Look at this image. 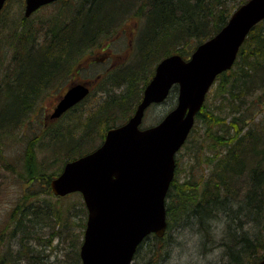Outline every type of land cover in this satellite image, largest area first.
<instances>
[{"label": "trees", "instance_id": "obj_1", "mask_svg": "<svg viewBox=\"0 0 264 264\" xmlns=\"http://www.w3.org/2000/svg\"><path fill=\"white\" fill-rule=\"evenodd\" d=\"M18 1L22 6V1ZM246 1L79 0L80 6L75 8L67 24L62 13L59 25L42 31L41 44H36V33L30 29L6 27L12 22L6 5L0 14V42L1 33L9 29V39L17 40L18 45L7 66L3 54L0 55V152L8 149L11 138L1 134L29 118L40 98L73 72L91 67L89 63L106 62L108 48L120 31L124 32L128 17L139 22L134 31L130 29L135 55L128 54L126 61L119 65L117 63L123 59L114 55L112 60L118 59L109 71L95 75L100 85L114 89L109 92L111 96L98 104L96 112L85 116L84 111L77 112V108L85 106L87 96L85 101L63 114L70 118L66 126L59 125L57 119L43 130L45 134L42 132L47 137L46 141L39 139L45 142L44 150L50 151L55 159L64 160L63 165L98 147L100 143L93 138L98 135L97 129L103 140L109 128L130 118L162 58L174 53L188 58L198 44L221 30L231 13ZM59 2L64 7L68 1ZM27 19L19 18L24 26ZM247 36L234 65L218 75L196 115L187 142L177 154L175 178L165 200V235L162 238L153 234L147 236L137 247L132 264H163L173 234L182 231L196 239L201 253L222 246V264H256L264 257V20ZM33 40L34 43H30ZM99 49H103V56L82 64ZM74 83L77 82L71 85ZM174 93L176 87L170 95ZM34 143V139L28 143L25 170H22L29 192L22 198V204L15 207V210L26 209V216L31 218L13 225L9 233L10 245L17 240L27 242L20 252H12L10 247L7 252L4 249L0 264H51L48 253L45 255L39 249L51 250L48 242L53 236L69 243L66 260L58 264H81L79 248L87 214L83 200L80 194L53 196L49 184L63 165L48 174L45 164L36 162ZM2 158L9 163L3 153ZM9 167L10 164L6 168ZM38 183L47 198L55 200L39 199L38 190L33 188ZM44 183L46 186H42ZM61 202L67 205L60 208L58 203ZM34 215L36 219L32 218ZM213 222L222 229L218 244L213 239ZM74 227L79 228L77 239L71 231Z\"/></svg>", "mask_w": 264, "mask_h": 264}, {"label": "water", "instance_id": "obj_2", "mask_svg": "<svg viewBox=\"0 0 264 264\" xmlns=\"http://www.w3.org/2000/svg\"><path fill=\"white\" fill-rule=\"evenodd\" d=\"M6 0H0V11ZM24 17L58 0H24ZM264 20V0H248L232 12L225 27L199 44L188 60L163 58L129 120L109 128L92 152L65 163L50 182L54 196L80 193L87 211L81 264H131L150 234L166 233V194L175 176V157L193 129L197 113L219 74L229 71L250 30ZM75 84L50 118H58L89 93ZM177 86L175 108L152 127L140 129L147 108L160 104ZM256 264H264V257Z\"/></svg>", "mask_w": 264, "mask_h": 264}, {"label": "rangeland", "instance_id": "obj_3", "mask_svg": "<svg viewBox=\"0 0 264 264\" xmlns=\"http://www.w3.org/2000/svg\"><path fill=\"white\" fill-rule=\"evenodd\" d=\"M22 1V6H19V1L18 0H10L9 3L7 4V11L6 13L9 14V19L12 20L7 28L10 26H13V29L18 28L20 26H23L26 29H31L33 26H42V27H37L35 30L41 31L39 33L37 31V43L41 44L43 39H44V33L42 32L44 29L48 30L49 26L55 27L58 25L59 18L60 16H63L62 13L65 15L63 17V21H65V24H67L72 16L74 14L75 8H78L80 6L79 0H70L68 1L65 6L63 7V4L61 2L58 3H52L49 4L45 7L40 8L39 10L36 11L35 14H33L31 17H29L26 21V25H22L21 20L19 18L23 17V9H24V1ZM20 15L19 18H17V15ZM128 21H126L127 27H125L123 30L124 32L119 33L118 38H115L112 40V45L108 48V57L111 58H106V62L97 61L95 64L89 63L88 65H91V67H87L84 70H80L79 72L76 73L73 72L72 75H69V77H66L61 84H56L51 89V91L46 94L44 97L40 98V102H37L33 114L29 116V118H24L21 122L19 121L18 125L14 127V131L12 133H15L14 136H11L9 139V143L6 146L8 151L5 148V151H3V155L5 158L8 159L9 163L5 161L4 158H2V153L0 152V256L5 252L8 251V248H5L6 245L9 244V233L13 229V225H9L10 220H11V215L12 211L15 209V207L19 204L21 205V200L22 198H25V195L28 194V188L25 183V181L22 179L24 176V173L22 170H25L23 168L24 165V154L25 150L28 147V143L34 139V145L36 146V151H37V164H45V167L47 169L48 174L53 173L54 170L57 168L62 167L64 160H57L55 159L53 154L50 151L44 150V143L43 140L39 141V139H45L47 140L46 136H43L45 132L43 130L47 129V126L49 123H55L54 120L49 119V116L52 114L54 107L59 101V98L62 96V94L68 89V87L73 83H84V81H87L90 83L91 86V92L86 98L85 101V106L77 108V112L84 111L82 114L85 116L89 115L90 113L96 112L98 109V104L103 102L104 100L108 99L109 92L112 93L114 89L112 88H106V86L100 85L98 83V77L95 75H99L100 73L109 71L110 67H112V64L116 62L118 59L112 60L116 55H120L123 59V61L120 60L117 65L120 63H123L126 61V58L129 54V56L132 54L135 55L136 52L132 50L134 47V36L130 35V31H134L139 25V22L136 19H130V17L127 18ZM131 20V21H130ZM140 20V19H139ZM68 21V22H67ZM131 29V30H130ZM10 30H6L4 33H1L3 40L0 42V55L3 54L4 58V63L7 66L8 64V59H10V55L14 53L17 40H12L9 39L8 33ZM129 33V34H127ZM1 38V39H2ZM29 43V42H27ZM103 49H99L94 55V57L90 58H85L83 60V65H85L88 62H91L95 57H101L105 53L102 51ZM115 55V56H114ZM133 55V56H134ZM128 56V57H129ZM132 56V58H134ZM119 58V59H120ZM3 67L4 71L7 70V67ZM119 67V66H118ZM13 68V67H11ZM10 70V69H9ZM7 72V71H6ZM1 78V74H0ZM151 79V78H150ZM61 88V89H60ZM115 93V92H114ZM177 95L174 93V95H170V97L163 102V104L160 105H152L150 109H148L145 114H144V121L142 124V127H149L153 126V124H156L159 122L164 114L171 110L172 108L175 107ZM65 116V115H64ZM62 117L61 119L59 118V125H67L69 122V117ZM50 121V122H49ZM44 134H43V133ZM98 135H94L93 138L96 140V143H100L102 138V134L99 129H97ZM101 135V136H100ZM8 136V135H7ZM6 137V135H5ZM36 137V138H34ZM61 153V152H59ZM58 153V154H59ZM56 155V153H55ZM63 158V156H61ZM9 169L6 167L9 166ZM55 178V177H54ZM38 183L36 186H33L34 189L38 190L37 193H39V199L42 201H48L52 202L55 200L52 197H48L43 193L42 189L38 188ZM42 186H46V184H42ZM32 188V190H33ZM51 200V201H50ZM74 202V201H72ZM67 202H61L58 203V206L62 208V206L67 205ZM75 217V216H74ZM75 220H78V218L75 217ZM78 225V224H77ZM212 227H214L213 232L215 234H220V239L216 242L215 244H218L221 239L222 235L221 232L222 229L219 226L218 223L213 222ZM220 230V231H219ZM47 230L46 232H48ZM75 235L76 239L78 238V233H79V228L74 227L73 230H71ZM45 232V234H46ZM180 237L187 242V244L191 248V252L193 255H195L199 250V245L196 243V239L193 240V236L189 234L188 232H180L179 233ZM75 237V236H74ZM71 241V240H70ZM37 244V243H36ZM69 243L66 241H61L58 238L53 241L51 244L52 249L49 250V248L41 247L39 249L40 252H43V254L47 255L48 253V261L51 264H58L59 261L66 260L65 253L68 252L69 250ZM200 252V251H199ZM167 260V259H166ZM166 260L163 262V264H166Z\"/></svg>", "mask_w": 264, "mask_h": 264}, {"label": "clouds", "instance_id": "obj_4", "mask_svg": "<svg viewBox=\"0 0 264 264\" xmlns=\"http://www.w3.org/2000/svg\"><path fill=\"white\" fill-rule=\"evenodd\" d=\"M214 238L218 241L220 234L214 233ZM224 252L223 247H212L206 252L192 254L190 246L184 241L179 232L172 236L168 246V256L166 264H222L221 256ZM226 259V257H225Z\"/></svg>", "mask_w": 264, "mask_h": 264}, {"label": "bare ground", "instance_id": "obj_5", "mask_svg": "<svg viewBox=\"0 0 264 264\" xmlns=\"http://www.w3.org/2000/svg\"><path fill=\"white\" fill-rule=\"evenodd\" d=\"M119 17H121V16H119ZM116 18H117V17H116ZM116 18H115V22H116V21L118 22V19H116ZM60 21H61V20L59 19V22H60ZM27 22H28V21H27ZM115 22H113V23L115 24ZM59 24H60V23H59ZM59 24H58V25H59ZM37 27H42V26H38V25H37V26H33V27L30 26V28H31L30 30L33 31V34L36 33V34H35V38H37V31H38V30H35ZM48 29H49V27H48ZM38 32H40V31H38ZM43 36H44V35H43ZM35 42H36V44H38L36 39H35ZM30 43H34V40H33V41H30ZM28 44H29V43H28ZM37 46H38V45H37ZM38 48H39V47H38ZM38 48H37V49H38ZM1 126H2V125H1ZM1 126H0V127H1ZM2 128H3V127H2ZM14 130H15L14 127L8 128V129H6V132L3 133V134H1V135L4 136V134H5V135H9V136H14L15 133H12ZM25 210H26V209H24V208H23V209H18V210H15V209H14V210L12 211V215H11L12 217H11V220H10V222H9V223H10L9 225L12 226V225H16V224H18V223H23L24 220L27 221L28 218H31L30 216H28V217L26 216L27 213L25 212ZM32 218H33V219H36L37 217L34 215ZM13 229H14V227H13ZM55 237H56V236H53V237H52V240H50V242H48L49 245H51V244L53 243V241L56 240ZM21 241H22V240H20V241L17 240V242L13 243L12 245H9L7 248L9 249V247H10V250H11L12 252H13V251H15V252H18V251H19V252H20L22 246L24 245L23 243H24V242H27V241H24V242L21 243ZM44 245H45V243H44ZM45 246H46V245H45Z\"/></svg>", "mask_w": 264, "mask_h": 264}]
</instances>
